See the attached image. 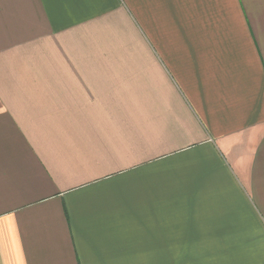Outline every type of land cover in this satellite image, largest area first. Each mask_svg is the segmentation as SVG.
Returning a JSON list of instances; mask_svg holds the SVG:
<instances>
[{
    "label": "crops",
    "instance_id": "crops-1",
    "mask_svg": "<svg viewBox=\"0 0 264 264\" xmlns=\"http://www.w3.org/2000/svg\"><path fill=\"white\" fill-rule=\"evenodd\" d=\"M0 264H264V0H0Z\"/></svg>",
    "mask_w": 264,
    "mask_h": 264
}]
</instances>
